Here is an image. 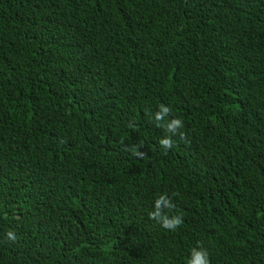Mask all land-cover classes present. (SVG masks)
<instances>
[{"label": "trees", "instance_id": "16d2710c", "mask_svg": "<svg viewBox=\"0 0 264 264\" xmlns=\"http://www.w3.org/2000/svg\"><path fill=\"white\" fill-rule=\"evenodd\" d=\"M198 242L264 264V0H0V264H187Z\"/></svg>", "mask_w": 264, "mask_h": 264}, {"label": "clouds", "instance_id": "9594fccd", "mask_svg": "<svg viewBox=\"0 0 264 264\" xmlns=\"http://www.w3.org/2000/svg\"><path fill=\"white\" fill-rule=\"evenodd\" d=\"M171 109L163 104L159 105V110L151 114L157 127H162L165 130V137L159 140L160 145L169 149L173 145L171 136L178 135L182 140L185 138V133L182 131L184 125L180 118L166 119L170 114ZM134 125H129L133 127ZM133 154L143 156V153L137 149H133ZM176 207L170 196L166 193L157 195L153 201V209L148 213L150 219L157 221L163 228L175 231L183 224V218L180 215H170L171 211ZM7 239L14 241L16 235L13 231L6 233ZM209 253L206 248L198 242V246L190 249V255L187 259V264H210Z\"/></svg>", "mask_w": 264, "mask_h": 264}]
</instances>
